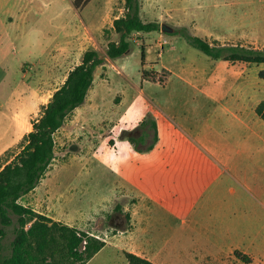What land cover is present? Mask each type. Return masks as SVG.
<instances>
[{"label":"rangeland","instance_id":"obj_1","mask_svg":"<svg viewBox=\"0 0 264 264\" xmlns=\"http://www.w3.org/2000/svg\"><path fill=\"white\" fill-rule=\"evenodd\" d=\"M124 8L115 0L100 14L94 2L80 16L71 0H0V55L14 51L42 99L30 131L85 51L106 55L119 40L112 23ZM158 22L212 43L264 49V0H158ZM131 40L132 52L107 58L86 103L56 133L41 181L48 193L23 203L104 238L107 246L86 264H129L124 251H144L148 240L158 264H247L236 250L264 264V120L256 113L264 64L214 60L162 29ZM143 45L146 69L172 71L165 86L143 80ZM158 118L168 147L156 167L143 165L153 153L137 148L153 131L145 142L132 138ZM13 239L11 227L4 252Z\"/></svg>","mask_w":264,"mask_h":264},{"label":"trees","instance_id":"obj_2","mask_svg":"<svg viewBox=\"0 0 264 264\" xmlns=\"http://www.w3.org/2000/svg\"><path fill=\"white\" fill-rule=\"evenodd\" d=\"M90 1L72 0V3L80 11ZM141 10L140 0H125V14L113 22L119 40L108 43L106 56L96 49L85 51L81 63L71 70L64 84L43 107L41 116L32 122L33 129L25 136L20 153L0 171V264H86L107 245L104 238L40 213L23 204L22 199L37 188L49 171L55 159L56 133L66 124L69 116L86 103L94 86L97 69L107 63V58L116 60L130 54L134 43L131 36L134 33H150L161 29V23L145 21ZM179 34L214 60L264 64V49L212 43L187 29H177L170 35ZM146 65V45H143V80L165 86L172 72L165 68L161 71L148 70ZM261 75L264 77V71ZM256 112L264 120V102L257 107ZM141 125L150 128L147 127L140 138L133 137L132 140L145 142L152 130V142L146 148H137L140 152L150 151L159 140L157 121L146 119ZM116 208L121 211L122 206ZM127 217L131 219L129 213ZM11 227L14 239L8 254L4 252L2 240ZM125 256L130 264H155L132 252L125 251ZM235 256L245 263H252V258L242 251L236 250Z\"/></svg>","mask_w":264,"mask_h":264},{"label":"crops","instance_id":"obj_3","mask_svg":"<svg viewBox=\"0 0 264 264\" xmlns=\"http://www.w3.org/2000/svg\"><path fill=\"white\" fill-rule=\"evenodd\" d=\"M102 1L103 2L109 1V3L104 6L102 5L101 0H91L87 4V6H85L82 10L79 11L76 8L75 9L79 12L80 16H82V12L88 6L96 2V5L99 7L100 14H103L111 10L115 0H102ZM122 1L123 3H125V0H122ZM140 1L142 4V10H141L142 18L148 22L150 21L158 22V0H140ZM38 2L39 0H35V3H38ZM24 12H26V10ZM99 22H101V20H97L95 23H90L91 24L90 27H93V28L99 27L98 26ZM13 54H14V51H12L11 53L8 52L5 55H2V54L0 55V171L4 168L6 164L10 163L19 154L20 150L15 151V149L18 148V146L22 143L25 133L30 131L29 124H28L29 117L34 111V109L36 108V106L39 105L42 100L41 97L39 96V91L35 89L33 85L25 81V78L29 72L28 70L17 67V64H15L14 62L16 58ZM108 65L109 63H106L100 67L102 68L106 67L108 69ZM100 67L97 69V71H99ZM14 74H16V77L18 78V80L16 79ZM96 79H95L94 85L96 83ZM92 90L93 88L91 89V91ZM156 121L158 124L159 140L157 144L155 145L154 149L150 150V152L152 151L153 155H151L149 159H144L142 161L143 165L145 163H150V164L155 165V167L158 164V156L164 153L168 147V144L167 145L165 144L169 137V136L165 137V134L161 130L160 118H158V120ZM27 125H28V128L27 130H25ZM37 190L42 191L44 194L48 193V187L46 186V184H41L40 182L37 188L34 191L30 192L29 194H32L33 192ZM22 203H23V199H22ZM57 220L63 221V219H57ZM63 222L67 223L68 221L64 220ZM67 224H70V223H67ZM149 243L150 241L148 240V243L144 251H142L144 249L142 247V250H140L139 252L138 251H127V252L138 254L142 257H145L151 260L155 264H158V259L156 260V258L152 257V254L148 249L151 247V243L150 244ZM124 254H125V251H124Z\"/></svg>","mask_w":264,"mask_h":264},{"label":"water","instance_id":"obj_4","mask_svg":"<svg viewBox=\"0 0 264 264\" xmlns=\"http://www.w3.org/2000/svg\"><path fill=\"white\" fill-rule=\"evenodd\" d=\"M161 29H162L163 32H166V33H169V34H173L175 32V29L172 26H170V25H168L166 23H163L161 25ZM104 56H106V55H104Z\"/></svg>","mask_w":264,"mask_h":264}]
</instances>
